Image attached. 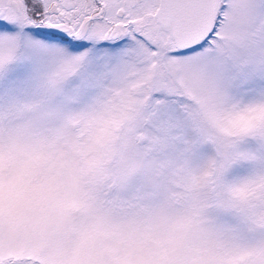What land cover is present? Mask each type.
Segmentation results:
<instances>
[{
  "label": "snow or ice",
  "instance_id": "6c2138e0",
  "mask_svg": "<svg viewBox=\"0 0 264 264\" xmlns=\"http://www.w3.org/2000/svg\"><path fill=\"white\" fill-rule=\"evenodd\" d=\"M0 264H264V0H0Z\"/></svg>",
  "mask_w": 264,
  "mask_h": 264
}]
</instances>
